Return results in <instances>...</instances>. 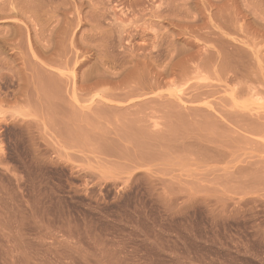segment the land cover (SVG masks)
Masks as SVG:
<instances>
[{
    "label": "rangeland",
    "instance_id": "1",
    "mask_svg": "<svg viewBox=\"0 0 264 264\" xmlns=\"http://www.w3.org/2000/svg\"><path fill=\"white\" fill-rule=\"evenodd\" d=\"M0 264H264V0H0Z\"/></svg>",
    "mask_w": 264,
    "mask_h": 264
},
{
    "label": "bare ground",
    "instance_id": "2",
    "mask_svg": "<svg viewBox=\"0 0 264 264\" xmlns=\"http://www.w3.org/2000/svg\"><path fill=\"white\" fill-rule=\"evenodd\" d=\"M45 2V1H44ZM29 4V3H28ZM42 4V3H41ZM45 4V3H44ZM37 5V4H36ZM38 8V7H37ZM36 8V9H37ZM31 9V8H30ZM32 10V9H31ZM33 12H35V10H33ZM40 12V11H39ZM33 14V13H32ZM36 14V13H35ZM37 15V14H36ZM37 17H39V16H37ZM36 17V18H37ZM65 29V28H64ZM60 33V32H59ZM58 34V33H57ZM35 38V37H34ZM38 39V38H37ZM59 40V39H58ZM32 45V44H31ZM42 46V45H41ZM44 49V48H43ZM41 50V49H40ZM41 52V54H37V55H42V51H40ZM34 53V52H33ZM37 55H33V56H37ZM35 58H37V57H35ZM38 59V58H37ZM41 59V58H40ZM45 59V58H44ZM48 60V59H47ZM38 62L40 61L39 59L37 60ZM42 62V61H41ZM43 63V62H42ZM36 64V63H35ZM38 67V66H37ZM42 70V69H41ZM21 72V71H20ZM45 73V72H44ZM25 74V73H24ZM28 74H30L29 72H28ZM35 74V73H34ZM38 74V75H37ZM49 74H50V72H49ZM20 75V74H19ZM22 75V74H21ZM37 75V76H36ZM36 75L35 76H33V78L31 79L32 80V82L34 83V84H36L37 85V88H39V90L41 91V92H43V91H45V89L46 88H48V90H49V87H46L45 88V86L46 85H44V80L42 81V76L40 75V72L38 71L37 73H36ZM48 75V74H47ZM52 75V74H51ZM55 75V74H54ZM41 76V77H40ZM24 77V76H23ZM51 79H52V77H51ZM57 79V78H56ZM60 79V78H59ZM49 80V79H48ZM54 80V79H53ZM61 80V79H60ZM57 81V80H56ZM74 81V80H73ZM28 82V81H27ZM48 82V81H47ZM54 82V81H53ZM64 82V81H63ZM51 83H52V81H51ZM54 83H56V82H54ZM60 83V82H59ZM61 84V83H60ZM49 85V84H48ZM51 86V85H50ZM31 87V86H30ZM52 87H53V85H52ZM59 88V87H58ZM54 89V88H53ZM56 89V88H55ZM47 90V91H48ZM52 90V89H51ZM61 91V90H60ZM37 93L39 92L38 90L36 91ZM36 92H35V94H36ZM32 93V92H31ZM56 93H58V92H56ZM60 93V92H59ZM42 94V93H41ZM44 94H45V92H44ZM22 95H23V93H22ZM38 95V94H37ZM43 95V94H42ZM53 95V94H52ZM17 96V95H16ZM34 96V95H33ZM60 96V95H59ZM44 97V96H43ZM46 97V96H45ZM49 97V96H48ZM50 98V97H49ZM73 98V97H72ZM23 99V98H22ZM41 100H42V97H41ZM55 100V99H54ZM28 101V100H27ZM48 101V100H47ZM51 102V101H50ZM30 103H31V101H30ZM53 103V102H52ZM53 106V105H52ZM104 112V111H103ZM100 113V112H99ZM102 114V113H101ZM106 115H108V113L106 114ZM175 115V114H174ZM180 115V114H179ZM99 116V115H98ZM105 116V115H104ZM113 115H112V113H111V117H112ZM123 116V115H122ZM185 116V115H184ZM183 116V114H182V117H184ZM176 117H177V115H176ZM234 117V116H233ZM110 118V117H109ZM180 118H181V116H180ZM177 119V118H176ZM183 119H187V118H183ZM182 119V120H183ZM203 119V118H202ZM208 118H206V120H207ZM196 121V120H195ZM205 121V120H204ZM212 121V120H211ZM203 122V121H202ZM193 123V122H192ZM191 123V124H192ZM205 123V122H204ZM195 124V123H194ZM202 125V124H201ZM213 125V124H212ZM215 125V124H214ZM193 126V125H192ZM203 126H204V124H203ZM207 126V125H206ZM185 127H187V126H185ZM194 128H195V126H194ZM201 128V127H200ZM177 129V128H176ZM175 129V130H176ZM180 130H181V127L179 128ZM206 129V128H205ZM213 129V128H212ZM125 130V129H124ZM179 130V131H180ZM188 130V129H187ZM211 130V129H210ZM215 130H217L216 128H215ZM79 131V130H78ZM78 131H76V132H78ZM82 131V130H81ZM195 131V130H194ZM202 131V130H201ZM121 132V131H120ZM123 132V131H122ZM182 132V131H181ZM207 132V131H206ZM83 133V132H82ZM126 132H124V134H125ZM189 133H190V130H189ZM214 133V132H213ZM74 134V133H73ZM80 134V133H79ZM85 134V133H84ZM206 134V133H205ZM210 134V133H209ZM126 135V134H125ZM204 135V134H203ZM81 136V135H80ZM84 136V135H83ZM85 136L87 137V134H85ZM124 135L122 134V137H123ZM197 136V135H196ZM198 136H200V135H198ZM209 136V135H208ZM211 136V135H210ZM66 137H68V136H66ZM76 137H77V135H76ZM125 137V136H124ZM207 137V136H206ZM72 138V137H71ZM78 138V137H77ZM82 138V137H81ZM214 138V137H213ZM222 138V137H221ZM64 140H65V138H63ZM84 140H85V138H83ZM130 139H132V137H130ZM198 139V138H197ZM71 140V139H70ZM124 140H126V139H124ZM135 140V139H134ZM75 141H77V139L75 138ZM133 141V140H132ZM136 141V140H135ZM78 143V142H77ZM79 144H80V142H79ZM133 144V143H132ZM137 144V143H136ZM220 146V145H219Z\"/></svg>",
    "mask_w": 264,
    "mask_h": 264
}]
</instances>
